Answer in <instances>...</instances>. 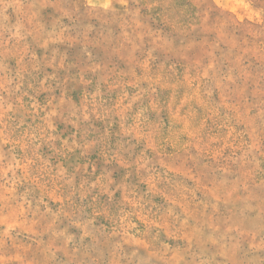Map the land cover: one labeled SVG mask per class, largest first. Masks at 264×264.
Here are the masks:
<instances>
[{"label":"rangeland","instance_id":"obj_1","mask_svg":"<svg viewBox=\"0 0 264 264\" xmlns=\"http://www.w3.org/2000/svg\"><path fill=\"white\" fill-rule=\"evenodd\" d=\"M0 264H264V0H0Z\"/></svg>","mask_w":264,"mask_h":264}]
</instances>
